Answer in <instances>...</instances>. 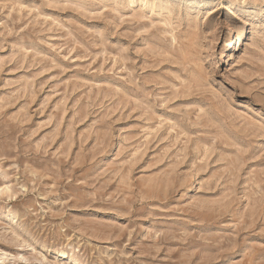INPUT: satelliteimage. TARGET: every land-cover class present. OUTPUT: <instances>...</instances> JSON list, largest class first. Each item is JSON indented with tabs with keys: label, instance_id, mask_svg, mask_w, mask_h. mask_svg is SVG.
Segmentation results:
<instances>
[{
	"label": "rangeland",
	"instance_id": "obj_1",
	"mask_svg": "<svg viewBox=\"0 0 264 264\" xmlns=\"http://www.w3.org/2000/svg\"><path fill=\"white\" fill-rule=\"evenodd\" d=\"M0 264H264V0H0Z\"/></svg>",
	"mask_w": 264,
	"mask_h": 264
},
{
	"label": "bare ground",
	"instance_id": "obj_2",
	"mask_svg": "<svg viewBox=\"0 0 264 264\" xmlns=\"http://www.w3.org/2000/svg\"><path fill=\"white\" fill-rule=\"evenodd\" d=\"M239 40V39H238ZM238 42L236 41L235 44H237Z\"/></svg>",
	"mask_w": 264,
	"mask_h": 264
}]
</instances>
